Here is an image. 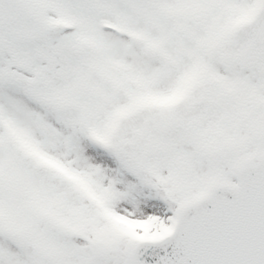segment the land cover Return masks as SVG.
<instances>
[{
  "label": "snow or ice",
  "instance_id": "1",
  "mask_svg": "<svg viewBox=\"0 0 264 264\" xmlns=\"http://www.w3.org/2000/svg\"><path fill=\"white\" fill-rule=\"evenodd\" d=\"M0 264H264V0H0Z\"/></svg>",
  "mask_w": 264,
  "mask_h": 264
}]
</instances>
